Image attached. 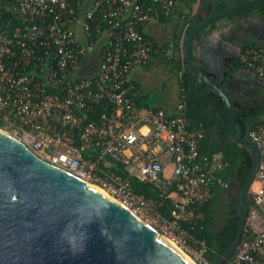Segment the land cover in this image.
<instances>
[{
	"label": "built area",
	"instance_id": "obj_1",
	"mask_svg": "<svg viewBox=\"0 0 264 264\" xmlns=\"http://www.w3.org/2000/svg\"><path fill=\"white\" fill-rule=\"evenodd\" d=\"M178 1L94 0L81 14L84 0H0V128L132 210L156 211L164 235L206 263V243L193 233L215 191L229 188L219 177L227 163L221 152L203 153L205 134L190 126L183 94L174 114L139 110L133 98V74L159 50L144 30L153 20H170ZM94 58L97 66L87 71ZM239 60L264 80V47L247 45ZM100 105L111 110L95 114ZM249 137L260 152L249 194L250 234L228 264H264V116ZM111 163L172 198L170 218L135 194ZM170 164L173 178L165 176Z\"/></svg>",
	"mask_w": 264,
	"mask_h": 264
},
{
	"label": "water",
	"instance_id": "obj_2",
	"mask_svg": "<svg viewBox=\"0 0 264 264\" xmlns=\"http://www.w3.org/2000/svg\"><path fill=\"white\" fill-rule=\"evenodd\" d=\"M261 2L252 0L218 14L212 11L193 29L185 47L188 69L221 98L233 140L252 156L241 189L237 231L212 264L228 262L241 242L260 152L249 137L251 126L244 136L237 132L225 89L195 65L193 44L211 23ZM0 264L193 263L132 209L110 199L99 186L41 159L0 128Z\"/></svg>",
	"mask_w": 264,
	"mask_h": 264
},
{
	"label": "crops",
	"instance_id": "obj_3",
	"mask_svg": "<svg viewBox=\"0 0 264 264\" xmlns=\"http://www.w3.org/2000/svg\"><path fill=\"white\" fill-rule=\"evenodd\" d=\"M93 1L84 0L81 14H84ZM249 1L252 0H219L220 3L236 4L234 7ZM257 5L211 23L194 39L195 65L225 89L232 104L235 102L244 105L254 104L255 100H259L258 94L262 92L264 94V80L251 69L246 66L239 67L237 62H234L236 59L239 60L241 52L247 47L244 45L247 41L255 46L264 47V16L255 8ZM211 6V1L205 6L198 0L189 10L183 4H179L177 8L179 12L168 22L153 20L147 25L144 33L155 40L159 50L153 54L147 66L138 68L133 74L135 83L133 98L139 110L162 108L169 114L175 113L181 90L179 72L175 69L173 59H178L182 63L184 59L186 60L185 47L190 27V24L183 23L180 17L181 10L185 9L184 12L192 17L193 22L200 20V24L211 16V12L214 11ZM79 37L84 39L82 31H79ZM173 37H178L177 46L173 44ZM152 91L157 95L154 101L150 99ZM146 131L143 129V132ZM172 173L173 165L170 164L166 168L165 176L173 178Z\"/></svg>",
	"mask_w": 264,
	"mask_h": 264
},
{
	"label": "trees",
	"instance_id": "obj_4",
	"mask_svg": "<svg viewBox=\"0 0 264 264\" xmlns=\"http://www.w3.org/2000/svg\"><path fill=\"white\" fill-rule=\"evenodd\" d=\"M198 0H179L175 9V14L179 4H183L185 8L191 10L194 3ZM215 13L224 12L236 4L220 3L219 0H209ZM146 3V2H145ZM201 3L208 6L206 0H201ZM261 11L264 16V2L255 7ZM181 10L180 17L184 24H190L187 31V37L190 32L199 24L200 20L193 22L192 17ZM174 14V15H175ZM12 17L7 14V17ZM184 16V18H183ZM172 19V18H171ZM162 22H168L161 17ZM16 24V20L13 25ZM12 25V26H13ZM97 22L92 24V31L95 33ZM178 37H173V44L177 46ZM251 42L247 41L244 45L247 46ZM154 56V55H153ZM239 67L244 65L240 60L236 59ZM175 69L182 72L183 80L180 82V90L184 95L182 102L185 105L186 116L189 120L190 126L202 130L205 134L203 139L202 151L206 155H212L221 152L224 162L227 167L219 173V177L228 183L229 188L226 190L215 191L213 198L204 206L205 219L201 223V228L198 227L194 236L200 240L205 241L207 250L205 252V259L209 264H212L215 258L222 255L229 247L234 239L238 226L239 216V202L241 189L249 175L252 156L246 147L235 142L228 129V120L225 105L221 98L212 91L208 85L201 81L192 71L187 67L186 60L183 63L178 59H173ZM254 104L244 105L239 102L233 103L234 118L236 123V130L240 136H244L249 126L254 128L264 116V94H258ZM108 106L100 105L96 108V113L101 111H110ZM93 118V116H91ZM96 118V115H94ZM223 132V134H221ZM85 157L90 158L89 152ZM111 169L115 173L128 178L131 183L132 190L135 194L144 196L148 200L155 201L158 205L159 212L165 217L170 218V212L173 208V199L164 196L161 191L150 183L140 181L136 177H129L124 170V166L118 163H111ZM175 186L171 187V192ZM222 201L225 206V213L223 215V225L221 228L215 226L214 218L216 211L214 209L216 203ZM249 208L252 207V201L249 196ZM250 231L246 223L245 230L241 240L248 237ZM232 258L226 262L228 264Z\"/></svg>",
	"mask_w": 264,
	"mask_h": 264
},
{
	"label": "rangeland",
	"instance_id": "obj_5",
	"mask_svg": "<svg viewBox=\"0 0 264 264\" xmlns=\"http://www.w3.org/2000/svg\"><path fill=\"white\" fill-rule=\"evenodd\" d=\"M97 66V60L94 58L93 61H91L88 66H87V71H91V69H93V67ZM157 95L155 94L154 91H152L150 99H153V101L156 99ZM134 209L137 210L140 215L149 223L151 224V226H153L154 228H156L158 231L162 232L161 230V224L158 220V216L156 214V211H151L149 209H142V208H138L136 205H133ZM133 209V210H134ZM215 211H216V215L214 218V222H215V226L217 228H221L223 225V215L225 213V206L224 203L222 201H218L214 207ZM163 233V232H162ZM164 235V233H163ZM186 251V249H184ZM192 258L193 260L196 262V264H209L208 262L206 263H202L199 261L198 257L188 251H186Z\"/></svg>",
	"mask_w": 264,
	"mask_h": 264
},
{
	"label": "bare ground",
	"instance_id": "obj_6",
	"mask_svg": "<svg viewBox=\"0 0 264 264\" xmlns=\"http://www.w3.org/2000/svg\"><path fill=\"white\" fill-rule=\"evenodd\" d=\"M12 136V135H11ZM13 137V136H12ZM17 139V138H16ZM18 140V139H17ZM20 141V140H19ZM21 142V141H20ZM23 143V142H21ZM101 191L106 195L108 196L110 199L118 202V203H121L123 205H125L122 201H120L119 199H117L116 197L112 196L111 194H109L106 190H103L101 189ZM126 206V205H125ZM128 207V206H127ZM130 208V207H129ZM131 209V208H130ZM134 211V210H133ZM135 212V211H134ZM137 213V212H136ZM138 214V213H137ZM139 215V214H138ZM139 217H141L146 223H148L141 215H139ZM150 223V222H149ZM148 223V224H149ZM151 225V224H149ZM153 227V226H152ZM154 228V227H153ZM155 230H157L156 228H154ZM158 231V230H157ZM158 233L160 235H163L162 232L158 231ZM165 236L174 246H176L188 259H190V261L193 263V264H196V262L193 260V258L184 250L182 249L178 244H176L172 239H170L169 237H167L166 235H163ZM198 264V263H197Z\"/></svg>",
	"mask_w": 264,
	"mask_h": 264
}]
</instances>
